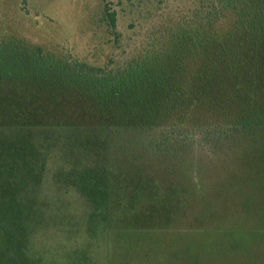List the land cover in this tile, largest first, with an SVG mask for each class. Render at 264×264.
Listing matches in <instances>:
<instances>
[{"label":"rangeland","instance_id":"1","mask_svg":"<svg viewBox=\"0 0 264 264\" xmlns=\"http://www.w3.org/2000/svg\"><path fill=\"white\" fill-rule=\"evenodd\" d=\"M201 2L211 0H0V37L89 68L112 58L120 67L166 49L185 29L195 38ZM11 91L0 90V135L84 120L74 104ZM209 115L214 137L206 143V128L198 129L176 157L140 158V146L115 151L106 192L102 176L96 185L81 177L88 154L76 153V171L54 155L38 160L35 147L0 142V264H264V119L224 135L226 117L218 108ZM66 171L74 174L66 179Z\"/></svg>","mask_w":264,"mask_h":264},{"label":"trees","instance_id":"2","mask_svg":"<svg viewBox=\"0 0 264 264\" xmlns=\"http://www.w3.org/2000/svg\"><path fill=\"white\" fill-rule=\"evenodd\" d=\"M240 3L201 2L195 38L185 29L168 38L166 49L134 57L120 67L112 58L102 68H89L73 56L57 58L40 46L0 37V90L74 104L85 112L81 123L60 119L10 127L13 135L1 134L0 142L19 151L35 147L38 160L45 163L54 155L72 170L78 164L76 153L88 154L81 177L96 185L102 176L106 192L118 149L140 146V158L176 157L192 148L198 129L206 128V143L214 137L217 128L210 125L209 114L216 108L226 117L223 134L251 131L264 119V0ZM106 15L115 31L116 14L106 9ZM219 23L229 24V30L220 33ZM27 132L31 135L24 142ZM21 157L26 161V155ZM72 174L66 171L64 177Z\"/></svg>","mask_w":264,"mask_h":264}]
</instances>
